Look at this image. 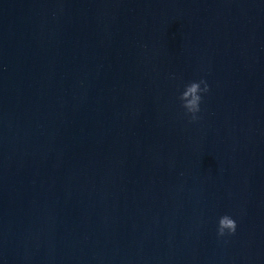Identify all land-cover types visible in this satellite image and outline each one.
I'll list each match as a JSON object with an SVG mask.
<instances>
[{
    "label": "water",
    "instance_id": "obj_1",
    "mask_svg": "<svg viewBox=\"0 0 264 264\" xmlns=\"http://www.w3.org/2000/svg\"><path fill=\"white\" fill-rule=\"evenodd\" d=\"M0 264H264V0H0Z\"/></svg>",
    "mask_w": 264,
    "mask_h": 264
},
{
    "label": "clouds",
    "instance_id": "obj_2",
    "mask_svg": "<svg viewBox=\"0 0 264 264\" xmlns=\"http://www.w3.org/2000/svg\"><path fill=\"white\" fill-rule=\"evenodd\" d=\"M197 84L202 85V87H198V94L193 103L185 104L183 103L182 98L176 97V99H180L179 106L183 110L184 114L189 117L190 121H196L199 119V114L202 110L201 105L205 95L209 92V84L204 78L198 79ZM226 222L229 224L227 229L220 227L219 222H216V235L218 237H230L236 234L238 224L234 216L228 214Z\"/></svg>",
    "mask_w": 264,
    "mask_h": 264
}]
</instances>
